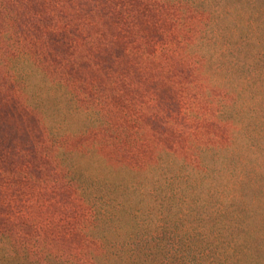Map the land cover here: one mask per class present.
Instances as JSON below:
<instances>
[{
  "label": "trees",
  "instance_id": "obj_1",
  "mask_svg": "<svg viewBox=\"0 0 264 264\" xmlns=\"http://www.w3.org/2000/svg\"><path fill=\"white\" fill-rule=\"evenodd\" d=\"M262 152L264 0H0V264H264Z\"/></svg>",
  "mask_w": 264,
  "mask_h": 264
},
{
  "label": "rangeland",
  "instance_id": "obj_2",
  "mask_svg": "<svg viewBox=\"0 0 264 264\" xmlns=\"http://www.w3.org/2000/svg\"><path fill=\"white\" fill-rule=\"evenodd\" d=\"M262 160H263V161H262ZM260 162H262L261 165H264V152L261 153V156H259L255 162H254V160H253L252 165H253L254 163H260ZM261 165H260V166H261ZM260 182H261V184H262V189L264 190V180H263V181H260Z\"/></svg>",
  "mask_w": 264,
  "mask_h": 264
}]
</instances>
